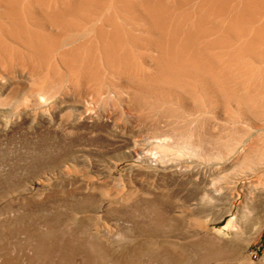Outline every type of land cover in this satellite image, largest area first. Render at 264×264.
<instances>
[{
  "label": "rangeland",
  "instance_id": "374dc122",
  "mask_svg": "<svg viewBox=\"0 0 264 264\" xmlns=\"http://www.w3.org/2000/svg\"><path fill=\"white\" fill-rule=\"evenodd\" d=\"M175 257L264 264V0H0V264Z\"/></svg>",
  "mask_w": 264,
  "mask_h": 264
},
{
  "label": "bare ground",
  "instance_id": "6f19581e",
  "mask_svg": "<svg viewBox=\"0 0 264 264\" xmlns=\"http://www.w3.org/2000/svg\"><path fill=\"white\" fill-rule=\"evenodd\" d=\"M166 206L167 207H170V205H168V204H166ZM167 207H165V208H167ZM165 213H162V212H158L157 213V221L161 224L162 222H163V220H164V215ZM177 220V219H176ZM160 228V227H159ZM183 248H184V246H183ZM162 250H164L163 248H161ZM101 251H102V253H107L108 251L106 250V248L105 247H101ZM185 258H186V255L184 256ZM91 264H96L95 263V261L94 260H92V259H90V260H88ZM86 262V264H89V262ZM127 262H128V264H132L131 262H130V260H127ZM172 264H181L180 262H178V260L176 259V257L173 259V261H172Z\"/></svg>",
  "mask_w": 264,
  "mask_h": 264
}]
</instances>
